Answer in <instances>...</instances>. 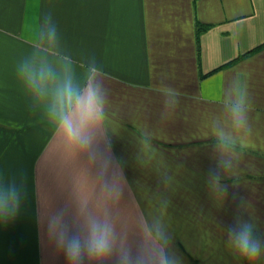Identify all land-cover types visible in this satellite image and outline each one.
I'll return each mask as SVG.
<instances>
[{
    "label": "crops",
    "instance_id": "0c3cea01",
    "mask_svg": "<svg viewBox=\"0 0 264 264\" xmlns=\"http://www.w3.org/2000/svg\"><path fill=\"white\" fill-rule=\"evenodd\" d=\"M47 14L58 28L51 46L38 38ZM45 48L69 56L83 84L93 61L100 70L96 161L67 146L17 78L20 62ZM237 82L252 100V134L218 197L206 183L213 132L228 123L220 97ZM0 178L22 191L18 218L0 225V264H66L47 221L62 211L75 230L80 201L106 207L133 251L159 221L183 264H240L225 245L232 193L264 237V0H0Z\"/></svg>",
    "mask_w": 264,
    "mask_h": 264
},
{
    "label": "clouds",
    "instance_id": "9594fccd",
    "mask_svg": "<svg viewBox=\"0 0 264 264\" xmlns=\"http://www.w3.org/2000/svg\"><path fill=\"white\" fill-rule=\"evenodd\" d=\"M38 38L46 45H54L58 28L51 14L38 22ZM99 69L93 61L87 69L86 84L78 76L69 56L49 53L47 48L37 49L20 62L17 78L22 88L46 111V115L59 130L67 146L80 152H88L90 158L97 157L91 151L94 132L104 118L105 96L102 86L96 83ZM173 106L179 103L174 93ZM220 103L227 109L225 125L217 126L213 135L217 157L215 165L207 172V186L218 197H227L226 175L236 166L243 150L247 149L252 134L250 113L253 108L246 84L237 82ZM108 161H100V174L107 170ZM109 198L118 194L107 183L103 185ZM237 203L233 219L225 229V245L240 264H256L264 257V237H261L256 219L245 214L244 198L232 193ZM22 208V191L14 180L0 178V225L14 222ZM47 236L55 250L62 253L66 264H102L115 257L116 264H183L182 257L171 251L169 238L163 225L156 221L145 227L143 242L133 251L118 237L116 226L107 208L98 212L88 211V202L77 206L75 230L69 225L64 213L57 212L47 221Z\"/></svg>",
    "mask_w": 264,
    "mask_h": 264
}]
</instances>
